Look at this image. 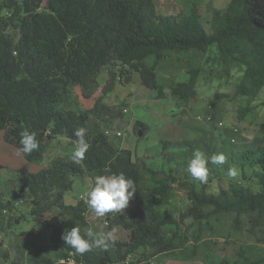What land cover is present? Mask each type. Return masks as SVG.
<instances>
[{
    "label": "trees",
    "instance_id": "1",
    "mask_svg": "<svg viewBox=\"0 0 264 264\" xmlns=\"http://www.w3.org/2000/svg\"><path fill=\"white\" fill-rule=\"evenodd\" d=\"M244 43L252 47V57L244 52ZM212 47L224 65L241 62L246 66L247 86L243 90L255 95L263 89L264 0H231L227 11L214 13L210 32L195 10L179 18L162 15L155 0H0V130L6 142L19 150L20 132L25 128L35 132L40 147L31 155H23L29 163L42 162L48 143L58 137L77 145L74 133L79 127L86 129L90 145L79 164L58 155L45 169L23 173L20 186L21 192L31 197L30 215L45 219L48 242L57 256L53 262L37 251L30 260L32 264H113L124 262L129 253L143 247L152 248L151 255L158 256L174 250L176 242H185L186 238L170 232L175 221L157 210L153 200L158 204L167 202L172 184L177 181L175 171L166 168L178 158L172 150L194 145L161 140L139 157L129 149H119L104 133L91 135L88 123L92 115L103 121H109L112 113L119 118L124 115L103 105L108 92L93 96L105 67L117 65L126 76L137 71L141 85L155 92L153 99H165L166 92L156 72L167 53H207ZM150 56L155 60L148 66L144 61ZM198 74V70H192L190 81L180 84L176 94L182 99L195 96ZM78 91L82 99L93 100L91 109L73 107V95ZM247 111L250 108L242 110L241 116ZM143 126L138 123L136 132ZM200 140L208 156L214 155L206 136ZM232 149L230 161H236L242 169L249 165L261 170V190L232 187L213 195L203 189L198 191L186 180L182 186L192 206L184 216L201 222L226 213L235 215L237 224L248 219L249 233L256 235L257 230L264 244V122L254 146ZM162 161L165 164L161 165ZM121 172L134 180L137 192L123 211L105 215L104 233L116 230L113 248L117 260L109 249L76 254L62 236L73 227H79L84 234L89 228L88 207L83 201L67 205L66 195L73 191L77 177L94 181L97 175ZM55 216L60 222L55 221ZM12 218L13 212L0 200V231L11 226ZM18 251L16 257L15 250L2 256L10 264H22L23 254Z\"/></svg>",
    "mask_w": 264,
    "mask_h": 264
},
{
    "label": "rangeland",
    "instance_id": "2",
    "mask_svg": "<svg viewBox=\"0 0 264 264\" xmlns=\"http://www.w3.org/2000/svg\"><path fill=\"white\" fill-rule=\"evenodd\" d=\"M158 12L179 18L183 13L195 10L210 32V21L216 11H227L231 0H155ZM16 37L19 33L15 32ZM244 52L253 55L248 43L242 45ZM154 56L144 62L151 66ZM198 70L195 96L182 99L176 94L180 84L190 81L191 71ZM121 67L109 65L100 73L93 96L108 92L104 106L115 112L124 113L122 118L112 113L109 121L91 116L88 123L91 135L104 133L115 141L119 149H129L141 157L146 149L157 146L161 140L171 142H190L194 146L174 149L177 160L167 164L172 168L177 181L172 184L170 199L164 204L153 203L156 209L166 216H172L175 224L170 232H176L186 238L185 242H176L174 250L152 256V248L143 247L127 255L124 262L113 264H237L263 260L264 244L261 236L250 234L248 219L235 223V215L222 213L217 217L195 221L193 217L184 216L192 206L187 190L182 182L188 180L198 191L205 190L208 194L218 195L223 189L245 187L254 192L261 190L258 167L246 165L242 169L236 161H230L232 148L237 146L251 147L260 134L264 122V88L255 95L243 90L247 83L244 78L246 66L241 62L224 65L218 59V52L212 47L209 52L192 50L190 52H169L158 65L157 80L166 92L165 99H153V94L141 85L140 75L131 71L129 76L122 73ZM247 89V88H246ZM94 106L93 100L82 99L81 91L73 95V107L89 110ZM250 108L244 117L241 111ZM142 124V136L135 130ZM139 127V126H138ZM201 136H206L212 144L215 154L223 153L226 163L213 165L209 163L207 183L193 180L187 172V164L196 149L208 156L205 143ZM76 144L66 137H58L48 143L47 153L42 162L29 163L23 155H17L18 149L7 143L4 131L0 130V200L9 207L13 222L7 230L0 231V264H10L2 254L8 252L18 256L20 249L23 254L22 264H32V257L41 252L42 257L57 261L56 253L48 242L45 219L30 215L32 208L29 193H22L20 181L26 173H37L45 169L48 162L55 156L72 159ZM186 150V152H184ZM183 152V153H182ZM165 164V161L160 163ZM235 167L237 176L230 179L227 171ZM74 189L68 193L65 203L77 205L85 203V193L93 187L94 181L89 178L77 177ZM123 211V210H121ZM56 215V214H55ZM184 216V217H183ZM53 216H48L51 218ZM89 228L94 232L106 231V216L97 217L88 208L86 214ZM55 221L60 219L55 216ZM113 258L117 256L113 247L109 248ZM71 262L72 260L69 259Z\"/></svg>",
    "mask_w": 264,
    "mask_h": 264
},
{
    "label": "clouds",
    "instance_id": "3",
    "mask_svg": "<svg viewBox=\"0 0 264 264\" xmlns=\"http://www.w3.org/2000/svg\"><path fill=\"white\" fill-rule=\"evenodd\" d=\"M77 138V146L73 152L74 163H81L90 147L86 138V129L79 127L74 133ZM20 148L17 155H31L40 147L36 138V133L28 129L20 132ZM226 156L223 153L207 156L204 152L196 149L192 158L187 164V172L193 180L200 183H207L209 178V163L213 165H223L226 163ZM227 176L234 179L237 176L235 167H230ZM137 192V187L133 179L126 177L124 173L102 174L94 177L93 187L85 193V203L87 207L97 217H104L106 214L119 212L128 207L130 200ZM115 229L111 232H94L91 228L81 234L79 227H73L66 231L62 239L67 247H70L76 254L83 255L93 249L101 251L108 250L116 243Z\"/></svg>",
    "mask_w": 264,
    "mask_h": 264
},
{
    "label": "water",
    "instance_id": "4",
    "mask_svg": "<svg viewBox=\"0 0 264 264\" xmlns=\"http://www.w3.org/2000/svg\"><path fill=\"white\" fill-rule=\"evenodd\" d=\"M142 134H143L142 131H139L138 135H139V136H142Z\"/></svg>",
    "mask_w": 264,
    "mask_h": 264
},
{
    "label": "crops",
    "instance_id": "5",
    "mask_svg": "<svg viewBox=\"0 0 264 264\" xmlns=\"http://www.w3.org/2000/svg\"><path fill=\"white\" fill-rule=\"evenodd\" d=\"M157 73V72H156ZM75 183H76V180H75ZM75 186V185H74ZM66 197H68V194L66 195ZM66 197H65V200H66Z\"/></svg>",
    "mask_w": 264,
    "mask_h": 264
},
{
    "label": "built area",
    "instance_id": "6",
    "mask_svg": "<svg viewBox=\"0 0 264 264\" xmlns=\"http://www.w3.org/2000/svg\"><path fill=\"white\" fill-rule=\"evenodd\" d=\"M61 262H65L64 260H62ZM70 262V261H69Z\"/></svg>",
    "mask_w": 264,
    "mask_h": 264
}]
</instances>
